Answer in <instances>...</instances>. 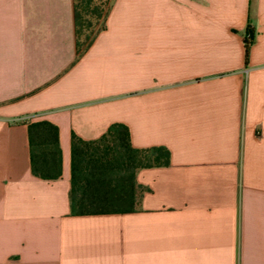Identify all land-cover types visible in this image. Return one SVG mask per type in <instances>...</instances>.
<instances>
[{
	"label": "crops",
	"instance_id": "crops-1",
	"mask_svg": "<svg viewBox=\"0 0 264 264\" xmlns=\"http://www.w3.org/2000/svg\"><path fill=\"white\" fill-rule=\"evenodd\" d=\"M73 10L0 0V264H264V0H114L80 58ZM38 122L56 180L31 172ZM115 124L169 166L137 171L135 212L71 216L72 136Z\"/></svg>",
	"mask_w": 264,
	"mask_h": 264
},
{
	"label": "trees",
	"instance_id": "trees-1",
	"mask_svg": "<svg viewBox=\"0 0 264 264\" xmlns=\"http://www.w3.org/2000/svg\"><path fill=\"white\" fill-rule=\"evenodd\" d=\"M114 0H73L77 58L86 52L96 36L105 30ZM93 17L100 25L85 41L80 36L84 25ZM253 34L247 31L244 40L245 65L248 64ZM30 165L33 176L56 180L61 175V153L58 129L48 122L28 125ZM170 155L165 148L133 149L128 129L112 125L96 141L71 139V216L129 214L136 211L143 189L135 180L137 171L169 166Z\"/></svg>",
	"mask_w": 264,
	"mask_h": 264
},
{
	"label": "rangeland",
	"instance_id": "rangeland-1",
	"mask_svg": "<svg viewBox=\"0 0 264 264\" xmlns=\"http://www.w3.org/2000/svg\"><path fill=\"white\" fill-rule=\"evenodd\" d=\"M82 16L84 17L83 14H82ZM84 19H87L91 23V27L88 28L87 25H84V27L82 29L81 36H80V39L82 42L85 41L86 37H88L92 33H94L100 25V23L96 19H94L93 17H86V18L84 17Z\"/></svg>",
	"mask_w": 264,
	"mask_h": 264
}]
</instances>
